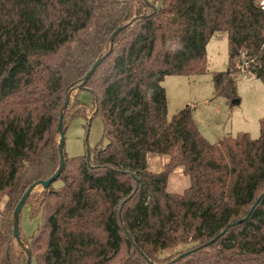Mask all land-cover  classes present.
Masks as SVG:
<instances>
[{
  "label": "trees",
  "instance_id": "16d2710c",
  "mask_svg": "<svg viewBox=\"0 0 264 264\" xmlns=\"http://www.w3.org/2000/svg\"><path fill=\"white\" fill-rule=\"evenodd\" d=\"M259 2L0 0V264H27L14 212L60 167L61 114L65 134L75 119L99 116L103 138L89 161L65 153L63 185L26 200L30 217L42 218L32 263L264 264V119L258 139L213 144L191 107L168 120L162 86L205 74L207 46L222 34L229 68L214 73L215 97L236 100L243 57L248 78L264 83ZM107 54L84 86L94 97L85 104L74 92ZM151 155L170 157L163 171L149 170ZM179 167L190 184L173 194Z\"/></svg>",
  "mask_w": 264,
  "mask_h": 264
},
{
  "label": "rangeland",
  "instance_id": "374dc122",
  "mask_svg": "<svg viewBox=\"0 0 264 264\" xmlns=\"http://www.w3.org/2000/svg\"><path fill=\"white\" fill-rule=\"evenodd\" d=\"M145 1L151 3L155 0ZM228 55L227 36H215L207 46L208 70L205 74L168 76L162 82L168 99V120L184 108L191 107L202 135L213 144L228 136L236 137L239 133H248L252 139H258L261 135L260 122L264 119V83L257 78H244L242 72L238 71L240 74H236V100L239 102L236 104L229 102L225 97H215L213 76L214 73L228 70ZM77 93L76 90L74 94ZM78 95L83 103L93 104L94 97L89 91L83 90ZM90 118L89 121L77 118L69 125L64 148L69 158L86 155L89 148L94 149L102 141V119L99 116L93 118V115ZM103 144L106 145V141ZM169 160L168 155H151L148 159L149 170L161 172ZM189 184V178L184 174L183 168L179 167L171 174L167 190L173 194H182ZM62 185L61 180L53 184L55 188ZM3 201L5 202L6 198ZM29 212L30 207L25 206L20 219L24 239L22 243L26 248L33 242L42 224L40 216L31 218ZM185 248L187 247L182 249Z\"/></svg>",
  "mask_w": 264,
  "mask_h": 264
},
{
  "label": "water",
  "instance_id": "95a60500",
  "mask_svg": "<svg viewBox=\"0 0 264 264\" xmlns=\"http://www.w3.org/2000/svg\"><path fill=\"white\" fill-rule=\"evenodd\" d=\"M121 31V29H118L111 37V41H113L116 37V35ZM111 50L109 51L108 54H110ZM108 54L103 57V58H99L96 63L93 65L92 69L90 72L87 73V75L85 76L83 83L78 87L77 92L78 91H83L85 84L87 83V81L90 79V77L92 76V74L95 72V70L99 67V65L102 63V61L104 60V58H106L108 56ZM70 98L71 96H69L67 98V101L64 105V109L67 108L69 102H70ZM239 100H234L233 103L236 104L238 103ZM58 133L60 135V142H59V152H60V167L58 169V171L55 173L54 176H52L49 180L41 182V183H35L34 185H32L30 187V189L26 192V194L24 195V197L22 198V200L19 202L18 206L15 209L14 212V217H15V225H14V237L17 240V242L24 248L26 255H27V264H32V257H31V253L30 250L28 248H26L21 240V236H20V216H21V212L23 210L24 204L26 202V200L28 199V197L31 195L32 191L34 189H36L39 186H42L44 189H48L50 186H52L57 179L59 178L61 172L63 171L64 165H65V152H64V148H65V132L63 129V114H61L60 116V120H59V125H58ZM87 160L89 161L90 159V154L87 153L86 154ZM263 195L256 201L255 205L251 208L250 212L248 213L249 217L252 212L255 209V206L261 201ZM245 220V219H244ZM244 220H242L241 222H243ZM237 223H234L233 225H236ZM226 231H224L219 237L223 236L225 234ZM218 237V238H219Z\"/></svg>",
  "mask_w": 264,
  "mask_h": 264
},
{
  "label": "built area",
  "instance_id": "2783aa9c",
  "mask_svg": "<svg viewBox=\"0 0 264 264\" xmlns=\"http://www.w3.org/2000/svg\"><path fill=\"white\" fill-rule=\"evenodd\" d=\"M259 6H260V8L262 10H264V0H260ZM248 66H249V64L244 61V57H243V62L240 63L239 65H237V70L240 73L242 72V75H243L244 78H248L247 73H246V70L248 69Z\"/></svg>",
  "mask_w": 264,
  "mask_h": 264
},
{
  "label": "crops",
  "instance_id": "0c3cea01",
  "mask_svg": "<svg viewBox=\"0 0 264 264\" xmlns=\"http://www.w3.org/2000/svg\"><path fill=\"white\" fill-rule=\"evenodd\" d=\"M167 101H168V99H167ZM193 117H194V120H195V122H196V124H197V126H198V128H199V130H200V132H201V134H202L201 127H200V125H199L198 121L195 119V116H194V114H193ZM168 192H169V191H168Z\"/></svg>",
  "mask_w": 264,
  "mask_h": 264
}]
</instances>
